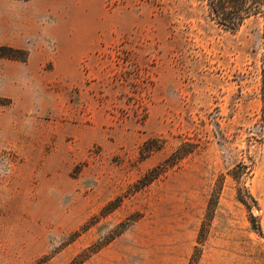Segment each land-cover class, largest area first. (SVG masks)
<instances>
[{
    "label": "rangeland",
    "instance_id": "obj_1",
    "mask_svg": "<svg viewBox=\"0 0 264 264\" xmlns=\"http://www.w3.org/2000/svg\"><path fill=\"white\" fill-rule=\"evenodd\" d=\"M262 29L204 0H0L27 51L0 58V264H264ZM246 158L262 235L227 174Z\"/></svg>",
    "mask_w": 264,
    "mask_h": 264
},
{
    "label": "trees",
    "instance_id": "obj_2",
    "mask_svg": "<svg viewBox=\"0 0 264 264\" xmlns=\"http://www.w3.org/2000/svg\"><path fill=\"white\" fill-rule=\"evenodd\" d=\"M30 1V0H17ZM207 8V16L210 21L225 31L236 32L245 21L250 18H260L263 21L262 29V45L259 57V97L261 100V108L257 122L254 124V131L249 137V141L262 143L264 142V0H204ZM27 51L23 49H16L6 45H0V58H7L10 60L25 61ZM1 101V100H0ZM7 102H0V105H6ZM247 161L237 162L229 171L228 175L235 182L236 198L245 207L248 213V219L252 223L255 230L262 235V228L259 221L253 215V210H259L257 199L252 195L246 186L247 180L252 177L254 162L250 158ZM224 175H222L217 182L216 188L212 192L206 212V220L201 224L199 229L197 242L201 243L204 240L205 232L209 226L207 219H209L214 208L218 204V200L223 188ZM200 248L196 246L194 256L198 255ZM190 264H193V262Z\"/></svg>",
    "mask_w": 264,
    "mask_h": 264
}]
</instances>
